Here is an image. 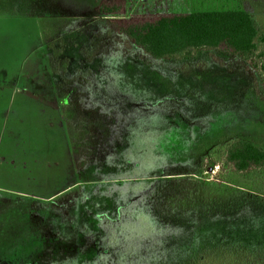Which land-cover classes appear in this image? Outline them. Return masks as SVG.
<instances>
[{
    "label": "rangeland",
    "instance_id": "obj_1",
    "mask_svg": "<svg viewBox=\"0 0 264 264\" xmlns=\"http://www.w3.org/2000/svg\"><path fill=\"white\" fill-rule=\"evenodd\" d=\"M100 1L0 0V263L264 264V173L222 163L236 140L264 147V78L209 48L155 61ZM231 10L264 34V0H128L126 15ZM64 97L86 117L76 162ZM205 155L222 167L202 171Z\"/></svg>",
    "mask_w": 264,
    "mask_h": 264
},
{
    "label": "trees",
    "instance_id": "obj_2",
    "mask_svg": "<svg viewBox=\"0 0 264 264\" xmlns=\"http://www.w3.org/2000/svg\"><path fill=\"white\" fill-rule=\"evenodd\" d=\"M127 11L128 0H101L96 8L98 15L108 18L111 33L123 36L131 45L155 61L187 57L192 49L209 48L239 57L264 78V51L260 50L261 45L264 44L262 26L256 17L247 11L131 16L126 15ZM99 54H101L99 49L93 53V55ZM64 115L67 125L69 121L73 125V127L68 125V133L76 162L80 159L78 156H81L82 148L77 145L73 131H79L86 117H83L75 107L65 111ZM222 163L224 168L239 176L262 174L264 173V147L256 146L246 140H236L227 147ZM221 167L212 155H205L201 159L200 168L206 173H212L216 168ZM202 218L201 216L198 219ZM146 243L149 245L151 239H146ZM240 252L248 253V250ZM232 258L231 255L226 257L228 261L234 262ZM204 259L205 255L200 261ZM153 264L156 263L153 262Z\"/></svg>",
    "mask_w": 264,
    "mask_h": 264
},
{
    "label": "crops",
    "instance_id": "obj_3",
    "mask_svg": "<svg viewBox=\"0 0 264 264\" xmlns=\"http://www.w3.org/2000/svg\"><path fill=\"white\" fill-rule=\"evenodd\" d=\"M60 15L61 16H63V19H69V18H76V16L74 15V16H71L70 14H68V13H65V11H61L60 12ZM63 99V101H61ZM60 101V105H61V110L63 111V118H64V122H65V126H66V128L68 127V125H67V120H66V117H65V115H64V112L65 111H69L70 109L68 108L67 110H66V108H67V106H69V102H68V100H67V98L66 97H64V98H62ZM73 109V108H72ZM67 132H68V128H67ZM68 135H69V133H68ZM69 142H70V137H69ZM70 147L72 148V146H71V142H70ZM0 192H2V193H8V191L7 190H4V189H2V188H0ZM32 264L30 261H28L27 259H26V261L25 260H21V263L20 264ZM0 264H9V260L7 259V258H3V261L0 263ZM11 264H13V263H11ZM16 264V263H15Z\"/></svg>",
    "mask_w": 264,
    "mask_h": 264
}]
</instances>
